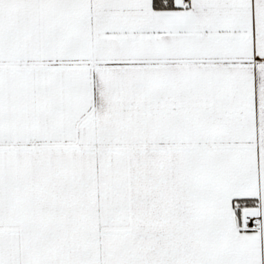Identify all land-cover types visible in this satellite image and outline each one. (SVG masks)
Masks as SVG:
<instances>
[{"label":"snow or ice","instance_id":"obj_1","mask_svg":"<svg viewBox=\"0 0 264 264\" xmlns=\"http://www.w3.org/2000/svg\"><path fill=\"white\" fill-rule=\"evenodd\" d=\"M0 264H264V0H0Z\"/></svg>","mask_w":264,"mask_h":264}]
</instances>
